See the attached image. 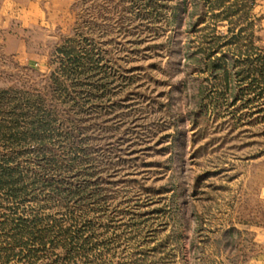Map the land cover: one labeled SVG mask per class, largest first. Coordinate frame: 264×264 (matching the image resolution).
<instances>
[{"label": "rangeland", "instance_id": "rangeland-1", "mask_svg": "<svg viewBox=\"0 0 264 264\" xmlns=\"http://www.w3.org/2000/svg\"><path fill=\"white\" fill-rule=\"evenodd\" d=\"M3 7L0 264H264V0Z\"/></svg>", "mask_w": 264, "mask_h": 264}, {"label": "trees", "instance_id": "trees-1", "mask_svg": "<svg viewBox=\"0 0 264 264\" xmlns=\"http://www.w3.org/2000/svg\"><path fill=\"white\" fill-rule=\"evenodd\" d=\"M4 172V170H2ZM35 182H38L35 181ZM34 183V182H33ZM45 185V184H43ZM25 186L23 183V180L21 178H12L9 176H0V191L4 190L5 196L9 199H15L18 198L20 195H23ZM58 192H56L57 194ZM1 207V205H0ZM16 215V214H14ZM4 219L0 220V227L1 230L5 228H10L11 230H14V234L8 235L4 234L2 235L4 237L3 244L8 245V247H1L0 248V258H2L4 263H8L11 257L17 256L18 254H21L22 251L14 252L15 247L19 246L21 249H23L24 246L27 245V242H23L22 239L28 238L29 240H33L34 243H38L42 246H45L47 243H50L51 245H54L52 243L56 242V238H53L51 241H46L51 236L50 234H43L40 231L39 233H36L35 227L39 223V218L34 216L33 220H28L25 218L16 217V216H9V215H2ZM27 222L32 223V225H29ZM6 239H10L13 242H6ZM60 243V241H58ZM57 243V244H58ZM54 248V246H53ZM20 249V250H21ZM40 249H33L30 252V256L33 257V260L29 264H36L40 259L45 258L46 256L40 255ZM16 253V254H15Z\"/></svg>", "mask_w": 264, "mask_h": 264}, {"label": "crops", "instance_id": "crops-1", "mask_svg": "<svg viewBox=\"0 0 264 264\" xmlns=\"http://www.w3.org/2000/svg\"><path fill=\"white\" fill-rule=\"evenodd\" d=\"M17 0H0V27L3 26L5 22V15H8V10H4V5H14Z\"/></svg>", "mask_w": 264, "mask_h": 264}]
</instances>
